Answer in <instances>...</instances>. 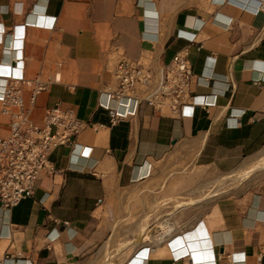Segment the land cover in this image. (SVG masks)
Returning <instances> with one entry per match:
<instances>
[{
    "label": "crops",
    "instance_id": "crops-1",
    "mask_svg": "<svg viewBox=\"0 0 264 264\" xmlns=\"http://www.w3.org/2000/svg\"><path fill=\"white\" fill-rule=\"evenodd\" d=\"M184 50L207 104L192 117L108 98L122 56L158 66ZM21 73L46 85L33 102L23 89L34 122L59 106L102 127L0 206L6 264H264V165L241 179L264 159V0H0V74Z\"/></svg>",
    "mask_w": 264,
    "mask_h": 264
},
{
    "label": "built area",
    "instance_id": "built-area-1",
    "mask_svg": "<svg viewBox=\"0 0 264 264\" xmlns=\"http://www.w3.org/2000/svg\"><path fill=\"white\" fill-rule=\"evenodd\" d=\"M243 7L254 13L263 11L262 3L256 8ZM193 78L185 50L177 53L170 63L158 66L122 56L112 72L113 87L106 94L118 104L122 101L143 104L159 115L192 117L195 107L207 106L203 98L192 96ZM0 82L1 112L8 119V134L0 138V206L9 210L33 196L40 178L55 174L49 159L55 149L74 146L75 139L85 129L96 131L102 125L84 123L72 110L59 106L47 110L36 123L23 101V89L33 85L30 97L33 102L46 85L38 80L29 81L22 73L0 74ZM106 110L111 124L124 118L114 110ZM8 261L10 258L5 256L0 264Z\"/></svg>",
    "mask_w": 264,
    "mask_h": 264
},
{
    "label": "rangeland",
    "instance_id": "rangeland-1",
    "mask_svg": "<svg viewBox=\"0 0 264 264\" xmlns=\"http://www.w3.org/2000/svg\"><path fill=\"white\" fill-rule=\"evenodd\" d=\"M257 165L259 166H263L264 165V159H261L260 161H257L256 163H254L253 164V166L252 167H250V169H248V170H252V169H254V167H257ZM259 169H263V168H261V167H259ZM258 168H256V169H254L247 177H243L245 174H246V172L242 175V177L243 178H241V179H243V180H251V177H252V175L257 171V170H259ZM247 170V171H248ZM221 191V189L220 188H217V189H211V190H208V191H203V193H202V195H201V198L203 197L204 199H206V198H209V196H212L213 194H215V195H218L219 194V192ZM222 191H225V190H222ZM159 223H161V222H156V221H151V220H148V227L150 228V227H158V225H159Z\"/></svg>",
    "mask_w": 264,
    "mask_h": 264
},
{
    "label": "bare ground",
    "instance_id": "bare-ground-1",
    "mask_svg": "<svg viewBox=\"0 0 264 264\" xmlns=\"http://www.w3.org/2000/svg\"><path fill=\"white\" fill-rule=\"evenodd\" d=\"M253 166V165H252ZM251 166V167H252ZM259 167H262V166H258L257 165V167H254V169H256V168H258L259 169ZM250 169V168H249ZM254 169H252V170H248V171H246V174L243 176V177H247ZM243 174V173H242ZM243 177H241V178H243ZM160 229H166L167 231H171L172 230V225H171V223L169 222V221H163V222H161V224H160Z\"/></svg>",
    "mask_w": 264,
    "mask_h": 264
}]
</instances>
